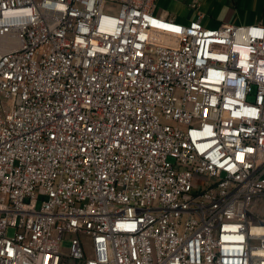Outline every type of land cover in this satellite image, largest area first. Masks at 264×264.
<instances>
[{
    "label": "built area",
    "instance_id": "built-area-1",
    "mask_svg": "<svg viewBox=\"0 0 264 264\" xmlns=\"http://www.w3.org/2000/svg\"><path fill=\"white\" fill-rule=\"evenodd\" d=\"M154 1L0 0V264H264V22Z\"/></svg>",
    "mask_w": 264,
    "mask_h": 264
},
{
    "label": "crops",
    "instance_id": "crops-1",
    "mask_svg": "<svg viewBox=\"0 0 264 264\" xmlns=\"http://www.w3.org/2000/svg\"><path fill=\"white\" fill-rule=\"evenodd\" d=\"M153 11L180 24H188L201 13L200 22L208 28L264 22V0H155Z\"/></svg>",
    "mask_w": 264,
    "mask_h": 264
},
{
    "label": "rangeland",
    "instance_id": "rangeland-1",
    "mask_svg": "<svg viewBox=\"0 0 264 264\" xmlns=\"http://www.w3.org/2000/svg\"><path fill=\"white\" fill-rule=\"evenodd\" d=\"M106 12H110V13H114L115 9H106L105 10ZM252 213H259V214H262L264 213V202L260 201V200H255L253 203H252ZM262 218H264V216H262ZM7 233L9 235H12L14 233V230L13 229H9L7 231ZM253 244H256L253 242ZM62 247H63V250L66 251V249L68 248V241L65 240L62 242Z\"/></svg>",
    "mask_w": 264,
    "mask_h": 264
}]
</instances>
